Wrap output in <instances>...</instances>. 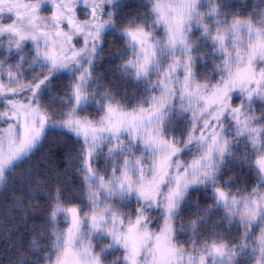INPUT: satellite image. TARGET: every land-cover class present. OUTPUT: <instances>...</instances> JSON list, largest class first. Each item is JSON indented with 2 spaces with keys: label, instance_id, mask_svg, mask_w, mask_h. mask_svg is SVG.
<instances>
[{
  "label": "snow or ice",
  "instance_id": "6c2138e0",
  "mask_svg": "<svg viewBox=\"0 0 264 264\" xmlns=\"http://www.w3.org/2000/svg\"><path fill=\"white\" fill-rule=\"evenodd\" d=\"M0 264H264V0H0Z\"/></svg>",
  "mask_w": 264,
  "mask_h": 264
},
{
  "label": "trees",
  "instance_id": "16d2710c",
  "mask_svg": "<svg viewBox=\"0 0 264 264\" xmlns=\"http://www.w3.org/2000/svg\"><path fill=\"white\" fill-rule=\"evenodd\" d=\"M234 2L235 3H239L240 0H234ZM97 72L103 74L105 72L104 66L102 65L101 67H99L97 69ZM46 147H47V145H46ZM56 156H57V162L62 164V158L60 157V152L59 151L56 152ZM41 207H43V205H41Z\"/></svg>",
  "mask_w": 264,
  "mask_h": 264
}]
</instances>
